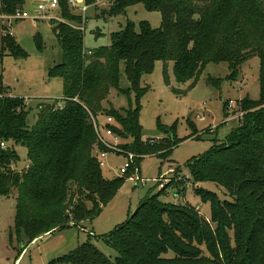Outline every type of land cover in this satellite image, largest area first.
I'll use <instances>...</instances> for the list:
<instances>
[{"label": "trees", "instance_id": "trees-1", "mask_svg": "<svg viewBox=\"0 0 264 264\" xmlns=\"http://www.w3.org/2000/svg\"><path fill=\"white\" fill-rule=\"evenodd\" d=\"M107 1L108 17L125 14L141 3L147 10L161 12L162 24L154 28L142 21L137 29L128 21L113 32L110 45L89 54L80 29L82 14L71 11L69 0H60L63 19L54 21V31L64 59L50 69V76L63 80L62 104L40 102L36 123L29 126L26 99L9 95L8 86L0 82V196L17 190L14 230L18 239L30 244L42 234L92 220L122 186L125 176L110 180L103 175L97 155L107 149L98 140L92 116L112 117L114 123L106 126L121 138H132L121 145L125 152L140 156L162 150L158 155L164 157L177 145L174 127L164 129L171 133L167 144L152 147L142 138L139 102L146 88L140 83L157 61L165 63V84L183 94L172 85L171 62L175 81L189 83L191 89L209 63H227L229 77L235 79L240 66L258 56L259 98L242 99L239 125L188 163L195 181L214 182L233 199L196 187L195 193L211 204L208 219L188 202L163 201L165 188H161L144 198L126 221L100 237L118 251L115 261L95 244L85 243L51 264H264V0ZM25 3L0 0V15L22 11ZM36 41L41 47L40 36ZM4 53L27 55L8 32L2 37ZM122 63L129 88L121 87ZM208 83L220 86V79L209 76ZM113 89L127 95L135 90L136 107L107 108ZM13 144L28 149L29 166L21 172L12 167L19 161ZM183 185L177 188L185 191Z\"/></svg>", "mask_w": 264, "mask_h": 264}, {"label": "rangeland", "instance_id": "rangeland-1", "mask_svg": "<svg viewBox=\"0 0 264 264\" xmlns=\"http://www.w3.org/2000/svg\"><path fill=\"white\" fill-rule=\"evenodd\" d=\"M40 2L26 0L22 11L34 15ZM89 6L87 14L82 17L85 25L83 31L86 51L110 45L113 32L122 29L128 21L134 22L137 29L140 28L142 21L149 22L154 28L162 24L161 12L147 10L141 3L129 7L125 14L113 17H108L104 13L110 6L108 1L101 3L96 0ZM70 9L76 15L82 13L79 8L70 6ZM0 16V82L8 86L9 95L26 99L31 110L27 123L33 126L37 120L40 102L49 100L60 104L63 102V80L57 76H50V69L64 59L62 47L54 31V21L63 19L62 8L59 4L57 9L50 11L48 16L51 19H22L15 18L14 14ZM69 23L76 25L75 22ZM4 32H8L9 35L10 32L13 33L15 40L27 54L25 57L2 54ZM37 36L42 39L41 47L37 44ZM164 66L163 61H157L153 71L141 78L140 86L146 88L139 102L142 138L146 145L152 147L167 144L165 140L171 133L170 131L166 133L164 129L174 127L175 132L173 130L171 132L173 135L176 133L177 145L164 157L158 155L162 150L150 155H138L142 158L138 163L139 176L145 183L131 180L128 175H124L125 180L114 198L103 206L92 220L42 234L30 244L26 239L21 242L14 230L17 190L14 189L8 196H0V264H51L85 243L95 244L107 258L115 261L119 256L118 251L100 237L126 221L144 198L159 192L161 187L158 183H164L165 191L160 197L163 201L182 204L188 202L208 219L211 217V204L195 193L196 187L216 192L221 199H233L225 188L214 182L195 181L188 163L207 153L214 146L215 139L222 141L239 125L240 118L236 114L242 112L240 102L242 99L259 98V57L253 56L245 61L235 79L229 77L230 69L227 63H209L191 89H188L189 83L180 84L175 81L171 62L169 71L172 85L182 90L183 94L174 93L171 87L165 84ZM209 76L220 79V86L208 83ZM130 86L122 63L121 87ZM105 104L107 108L113 107L117 110L136 107L137 93L132 90L130 95H127L113 89ZM224 104L227 105L226 113ZM97 118L102 125L107 121L104 113L99 114ZM106 139L112 140L107 136ZM130 142L132 138H121V145ZM13 148L19 156V161L12 167L21 172L29 166L28 149L22 144H13ZM106 160L108 166L103 168V175L110 180L121 176L118 169L126 161L125 155L108 152ZM135 176L134 179H137ZM157 179L161 182L157 183ZM180 184H184L185 191L177 188ZM88 206L91 207V204Z\"/></svg>", "mask_w": 264, "mask_h": 264}, {"label": "built area", "instance_id": "built-area-1", "mask_svg": "<svg viewBox=\"0 0 264 264\" xmlns=\"http://www.w3.org/2000/svg\"><path fill=\"white\" fill-rule=\"evenodd\" d=\"M41 2L38 5V10L34 15H30L26 11H18L16 14H14L15 18H22V19H27V18H32V19H45L49 18V13L50 11H53L54 9H57L60 0H40ZM99 2L103 3L107 0H98ZM69 4L73 8H79L81 10V14L83 17L87 14L89 10V5L86 3V0H69ZM5 16V15H3ZM2 16V17H3ZM1 17V16H0ZM51 19V18H49ZM62 21V20H59ZM85 23V22H84ZM12 27V26H11ZM80 29L85 30V25H81ZM11 35H13L12 32H10ZM89 54L92 53L91 50L87 51ZM233 106V101H230V107L232 108ZM239 118L243 116V113H238L236 114ZM94 126L97 132L98 140L99 142L109 151L107 150H99L97 158L99 161V164L102 168L105 166H108L106 157L108 152H113L115 154H123L126 157V161L122 166L119 167L118 173L121 176L127 175L129 171H131L129 178L131 180H136L139 182H142L143 184L145 183L144 179H142L141 176H139L140 173V166L137 163L138 155H136L133 152H125L124 150L121 149V137H119L112 128L107 127L106 124H113L114 120L112 117H107V121L105 124H101L94 116H92ZM106 136L111 138L112 140L106 139ZM2 146H5L4 143H2ZM137 177V179H134ZM160 179H157V182H159ZM161 182V181H160ZM161 188L164 187V183L162 182L159 185Z\"/></svg>", "mask_w": 264, "mask_h": 264}]
</instances>
